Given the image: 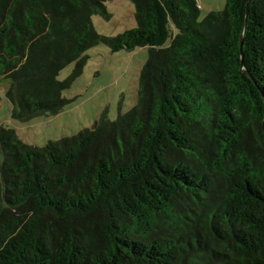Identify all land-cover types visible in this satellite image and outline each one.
Listing matches in <instances>:
<instances>
[{
  "label": "trees",
  "instance_id": "obj_1",
  "mask_svg": "<svg viewBox=\"0 0 264 264\" xmlns=\"http://www.w3.org/2000/svg\"><path fill=\"white\" fill-rule=\"evenodd\" d=\"M0 0L12 114L58 113L85 51L148 47L137 102L49 140L0 124V264H264V0ZM75 63L60 80V71Z\"/></svg>",
  "mask_w": 264,
  "mask_h": 264
},
{
  "label": "rangeland",
  "instance_id": "obj_2",
  "mask_svg": "<svg viewBox=\"0 0 264 264\" xmlns=\"http://www.w3.org/2000/svg\"><path fill=\"white\" fill-rule=\"evenodd\" d=\"M226 0H205L198 20L211 10H221ZM108 18L92 16L95 29L108 36H117L136 27L132 0H107ZM88 55L82 71L74 77L63 96L69 101L55 114H42L28 119L12 114L13 103L6 91L9 79L0 80V124L16 130L19 137L32 145L43 146L49 140L71 136L84 128L93 127L95 121L106 113L115 119L119 112H126L137 102L140 71L148 57V47L111 51L97 44L85 51ZM75 63L68 64L58 78L65 80L74 71ZM2 150L0 145V159Z\"/></svg>",
  "mask_w": 264,
  "mask_h": 264
},
{
  "label": "crops",
  "instance_id": "obj_3",
  "mask_svg": "<svg viewBox=\"0 0 264 264\" xmlns=\"http://www.w3.org/2000/svg\"><path fill=\"white\" fill-rule=\"evenodd\" d=\"M197 1V3H198V5H199V7L202 9V7L204 6V1L205 0H196ZM226 3V2H225Z\"/></svg>",
  "mask_w": 264,
  "mask_h": 264
},
{
  "label": "water",
  "instance_id": "obj_4",
  "mask_svg": "<svg viewBox=\"0 0 264 264\" xmlns=\"http://www.w3.org/2000/svg\"><path fill=\"white\" fill-rule=\"evenodd\" d=\"M249 2H250V0H248V3H247V5H249Z\"/></svg>",
  "mask_w": 264,
  "mask_h": 264
}]
</instances>
